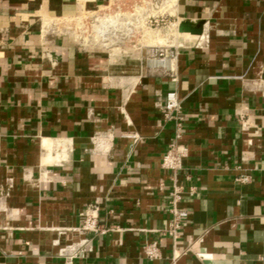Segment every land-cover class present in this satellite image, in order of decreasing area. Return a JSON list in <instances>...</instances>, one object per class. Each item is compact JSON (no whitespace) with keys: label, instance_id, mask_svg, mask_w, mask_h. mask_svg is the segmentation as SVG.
I'll list each match as a JSON object with an SVG mask.
<instances>
[{"label":"crops","instance_id":"crops-1","mask_svg":"<svg viewBox=\"0 0 264 264\" xmlns=\"http://www.w3.org/2000/svg\"><path fill=\"white\" fill-rule=\"evenodd\" d=\"M108 3L0 0V264H173L175 250L176 264H264V0H177L170 71L146 47L79 38ZM174 142L177 171L162 165ZM89 213L98 231L81 228Z\"/></svg>","mask_w":264,"mask_h":264},{"label":"built area","instance_id":"built-area-1","mask_svg":"<svg viewBox=\"0 0 264 264\" xmlns=\"http://www.w3.org/2000/svg\"><path fill=\"white\" fill-rule=\"evenodd\" d=\"M177 0H109V3L103 8L83 16L78 20L79 38L86 45H101L106 48L115 46H125L133 44L137 46L140 40L137 36L142 32V37L152 27H165L173 25L170 20L172 10ZM142 47L149 48L147 60L150 64L151 60L159 59L171 60L169 67L158 65H150L155 70L170 71L176 58V51L164 53V49L150 44H142ZM182 113L181 100L176 91L167 93V99L163 107L164 117L168 120H175L180 128L179 115ZM177 138L181 136L180 132L176 134ZM186 156V148L174 142L167 150L162 165L163 167L177 171L182 168L183 158ZM172 213L173 217L169 222L168 228L165 230L174 241V244L180 237V230L187 223L188 213L179 208L178 202L182 198V186L177 180L174 181L172 190ZM83 230L98 231V217L96 214L89 213L85 215L81 224ZM144 252L148 258L156 259L161 256V248L157 241L147 242L144 245ZM179 255L174 251L172 263L176 264Z\"/></svg>","mask_w":264,"mask_h":264},{"label":"rangeland","instance_id":"rangeland-1","mask_svg":"<svg viewBox=\"0 0 264 264\" xmlns=\"http://www.w3.org/2000/svg\"><path fill=\"white\" fill-rule=\"evenodd\" d=\"M179 31H180L179 28H177L176 26L170 25L168 27L167 26L158 27V28L152 27V29H149L143 37H142V32H140V34L138 35H141V36H137L138 38H140L139 40L140 43L137 44L136 49L141 50L142 44L143 45L150 44L152 46H158L160 48H163L165 54L170 53L171 48L179 44L177 40L178 36L180 35ZM146 49L150 50L149 48H146ZM155 57L157 59L160 58L159 55H156ZM146 61L148 62L147 58H146Z\"/></svg>","mask_w":264,"mask_h":264},{"label":"bare ground","instance_id":"bare-ground-1","mask_svg":"<svg viewBox=\"0 0 264 264\" xmlns=\"http://www.w3.org/2000/svg\"><path fill=\"white\" fill-rule=\"evenodd\" d=\"M150 65L158 66L163 65L169 67L171 65V60L169 59H154L150 61Z\"/></svg>","mask_w":264,"mask_h":264},{"label":"water","instance_id":"water-1","mask_svg":"<svg viewBox=\"0 0 264 264\" xmlns=\"http://www.w3.org/2000/svg\"><path fill=\"white\" fill-rule=\"evenodd\" d=\"M201 32V30H198V33H200Z\"/></svg>","mask_w":264,"mask_h":264}]
</instances>
